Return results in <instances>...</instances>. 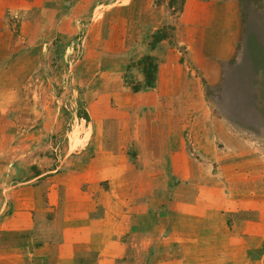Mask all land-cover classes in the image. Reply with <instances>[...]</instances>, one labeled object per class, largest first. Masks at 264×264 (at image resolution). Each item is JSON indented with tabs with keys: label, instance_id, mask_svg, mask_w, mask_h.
Returning a JSON list of instances; mask_svg holds the SVG:
<instances>
[{
	"label": "rangeland",
	"instance_id": "1",
	"mask_svg": "<svg viewBox=\"0 0 264 264\" xmlns=\"http://www.w3.org/2000/svg\"><path fill=\"white\" fill-rule=\"evenodd\" d=\"M39 1L38 10L24 13L33 28L20 24L23 9L0 17V31L11 39L0 44V264H15L24 246L37 249L51 231L63 235L58 223L66 194L74 195L72 210L114 229L119 247L113 252L124 256L106 264H185L178 235L189 229V238L201 242L208 228L201 221L184 225L183 207L225 213L227 225L254 219L229 205L231 196L249 191L222 184L239 169L217 154L225 145H242L215 121L230 136L253 140L264 155V0H234L235 57L220 64L211 85L192 60L187 24L194 16H184L185 0ZM208 8L206 16L215 17L214 5ZM22 34H30L31 49L18 43ZM160 36L165 39L155 45ZM168 58L180 77L184 70L193 81L186 103L174 97L169 104L165 91L156 89L159 66ZM150 63L157 65L153 88L146 86ZM200 101L210 112L203 123ZM26 182L42 186L52 205L41 215L35 205L32 228L21 230L12 216L25 200L4 202ZM55 217L57 224L50 223ZM74 223L75 233L82 232ZM206 244L213 262L214 240ZM262 247L264 255V239Z\"/></svg>",
	"mask_w": 264,
	"mask_h": 264
},
{
	"label": "crops",
	"instance_id": "2",
	"mask_svg": "<svg viewBox=\"0 0 264 264\" xmlns=\"http://www.w3.org/2000/svg\"><path fill=\"white\" fill-rule=\"evenodd\" d=\"M43 3V1L39 0H0V17L3 18L2 15L4 16L3 11L7 10L16 13L18 11L21 12L23 9L25 11L20 14V24L23 28L31 26L33 28V25L27 23L28 20L25 19L24 13L26 10L29 12L34 7L38 10ZM48 3L46 4V9H49ZM212 4L215 8V17H207L208 7ZM235 9L236 2L234 0H228V2L223 0H185L184 3V16L191 12H193L192 16H194L190 21V25L187 24V31H190V35L194 38V44H192L195 48L193 58L191 54L189 56L198 65L199 70L210 85L212 83L211 80L214 79L212 76L214 77L218 73L220 64L230 61L235 57L236 43L239 35V21L237 16H235ZM5 21L9 23V20ZM6 25L5 27L8 28L9 24ZM6 33L3 31L0 33V44H4L6 41L8 43L11 42V39L7 38ZM29 35L22 34L17 37L18 43L24 44V49H28V47L31 49L30 43L32 41ZM202 37L206 38L207 45L202 44L200 40ZM1 51L3 49L0 47V54ZM168 60H166L167 63H161L159 66V80L156 89L157 91H165L169 104L176 98L177 101L186 103L183 99L187 98L188 91L190 90L188 84L192 79L187 71L184 70H182L184 75L180 77L178 70L174 67V63H170L171 59L168 58ZM206 64L210 69L204 67ZM177 65L178 68L183 69V63L178 62ZM209 70L210 76L207 73ZM195 90L196 95L201 94L198 87ZM177 95L179 96L177 97ZM198 104L203 110L199 119L209 116L210 112L205 108L206 105L204 104L203 107L201 101ZM186 108L182 114L187 112ZM201 122L203 123V119ZM215 123L218 127L224 128L225 135L228 138L233 141L241 139L239 141L242 148L236 144H232L233 147L230 149V147H226L225 145L221 149L223 154H217L219 155L217 158L222 160L223 164L230 165L233 168L236 166L239 169V173L234 175L232 181L222 179V181L220 180L222 184L228 186L231 183L233 186L241 188L248 187L249 191L248 193H244L239 190L238 195L231 196L232 203L229 202V205L236 206V210L239 213H254L256 217L253 215L254 219H250V217L248 219H235L233 224L227 225L225 213H213L211 209L202 210V212H205L198 213L191 206L183 207L181 220L184 222V225L188 222H191V225H193V223L201 221L203 226L209 230L205 228L204 238H202L201 242H198L195 238V240L189 238V229H183L184 231H181L177 238L179 247L185 250V257L187 258L185 264H264V255L258 252L263 248L262 241L264 239V155L262 148L256 146V144L253 146V140L246 142V139L241 138L238 134L230 136L228 134L230 132H228L222 122L215 121ZM225 135L223 138H225ZM186 166L185 163L183 166L184 170L188 169ZM39 178L37 177V179ZM41 187L40 185L35 186L31 182H26L23 186L13 189L12 194H9L7 200L4 202L6 205L11 202L15 205L20 199L25 200V207L19 212L16 211V214L12 216V219L15 220L13 222L18 223L21 230H30L32 228L35 205L37 215L50 212V205L52 204H48V201L46 202L42 197ZM254 188L257 190L255 191ZM22 191L28 192L25 195L28 198H20L19 193ZM33 192L35 193L34 195L32 194ZM73 197L74 195L66 194L64 202L61 204L62 206L56 205L57 209L60 206L63 209V220L58 223L62 225V229L64 230L63 235L54 234L55 232L51 231V233L43 236L45 240L41 241L42 244L37 249H34L31 246L32 244L24 246L21 249L24 251V254L17 256L15 264H106L114 258L124 256L121 253L114 254L113 252L114 248L119 247V243L115 242L112 235L114 229L104 227L106 224L101 223L102 220L93 219V217L85 214V212L77 213L76 209L72 210L71 203H75L74 200L72 201ZM213 202L216 203L218 201ZM217 205L219 206V203ZM7 209H11V206L7 207ZM45 218L42 219L45 220ZM77 221L82 226L80 228L82 232L75 233L76 231L74 230L77 226H75L74 222ZM49 222L57 224L56 217ZM78 233H82L84 241L80 240V234ZM102 233L104 235L100 236L99 234ZM193 233L194 231H192ZM122 234L124 235L125 233L120 232V237ZM207 235L210 236L208 237L210 240H214V245L212 246L217 250L216 258L214 257L213 262L210 261L213 257L211 255V257L208 256V249L210 248L206 244L208 238L205 237ZM217 238L218 240H216ZM46 240L49 244H46Z\"/></svg>",
	"mask_w": 264,
	"mask_h": 264
},
{
	"label": "trees",
	"instance_id": "3",
	"mask_svg": "<svg viewBox=\"0 0 264 264\" xmlns=\"http://www.w3.org/2000/svg\"><path fill=\"white\" fill-rule=\"evenodd\" d=\"M165 39L164 36H160L158 39H156V42H155V45L160 43L161 41H163ZM147 61H152L153 62V59L150 58V57H147L146 58ZM148 71H146L145 73V76H146V86L147 88H153L154 87V79H155V73H156V70H157V65L154 64V63H150L148 64Z\"/></svg>",
	"mask_w": 264,
	"mask_h": 264
}]
</instances>
